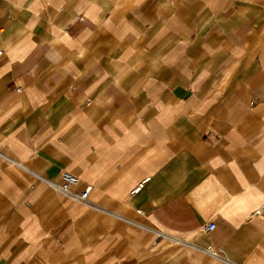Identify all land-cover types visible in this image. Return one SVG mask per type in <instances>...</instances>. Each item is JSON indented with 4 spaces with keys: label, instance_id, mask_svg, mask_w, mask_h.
I'll return each mask as SVG.
<instances>
[{
    "label": "crops",
    "instance_id": "0c3cea01",
    "mask_svg": "<svg viewBox=\"0 0 264 264\" xmlns=\"http://www.w3.org/2000/svg\"><path fill=\"white\" fill-rule=\"evenodd\" d=\"M0 51V264H264V0H0Z\"/></svg>",
    "mask_w": 264,
    "mask_h": 264
},
{
    "label": "built area",
    "instance_id": "2783aa9c",
    "mask_svg": "<svg viewBox=\"0 0 264 264\" xmlns=\"http://www.w3.org/2000/svg\"><path fill=\"white\" fill-rule=\"evenodd\" d=\"M1 53V51H0ZM49 184L59 191L65 197L85 204L89 201L88 197L91 191V185L79 187V178L69 171H63L60 175V180L50 181ZM251 217H260L264 219V202L258 205L251 213ZM214 228V223L209 222L203 227L204 232H210Z\"/></svg>",
    "mask_w": 264,
    "mask_h": 264
},
{
    "label": "rangeland",
    "instance_id": "374dc122",
    "mask_svg": "<svg viewBox=\"0 0 264 264\" xmlns=\"http://www.w3.org/2000/svg\"><path fill=\"white\" fill-rule=\"evenodd\" d=\"M54 188V187H53ZM55 189V188H54ZM59 192V191H58ZM61 194V193H60ZM62 196H64V195H62ZM65 197V196H64ZM67 198V197H66ZM90 201V200H89ZM89 201L87 202V203H85V204H88L89 203ZM81 204V203H80Z\"/></svg>",
    "mask_w": 264,
    "mask_h": 264
},
{
    "label": "bare ground",
    "instance_id": "6f19581e",
    "mask_svg": "<svg viewBox=\"0 0 264 264\" xmlns=\"http://www.w3.org/2000/svg\"><path fill=\"white\" fill-rule=\"evenodd\" d=\"M60 193V192H59Z\"/></svg>",
    "mask_w": 264,
    "mask_h": 264
}]
</instances>
